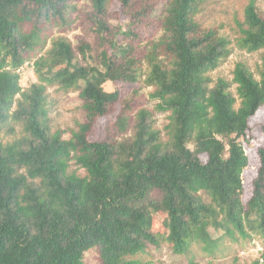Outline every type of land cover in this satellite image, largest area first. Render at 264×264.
Returning <instances> with one entry per match:
<instances>
[{
	"label": "trees",
	"instance_id": "trees-1",
	"mask_svg": "<svg viewBox=\"0 0 264 264\" xmlns=\"http://www.w3.org/2000/svg\"><path fill=\"white\" fill-rule=\"evenodd\" d=\"M80 1L0 0V134L23 131L0 141V264H86L91 249L101 264H140L149 247L215 254L237 232L264 236V142L252 158L241 142L255 120L264 134V58L260 79L238 63L231 82H215L232 42L197 21L205 0H117L119 13L115 0ZM237 24L240 49L264 50L257 0ZM79 27L75 41L63 36ZM30 63L37 81L23 89ZM145 87L169 114L166 141ZM51 88L80 92L85 118L70 139L51 130Z\"/></svg>",
	"mask_w": 264,
	"mask_h": 264
},
{
	"label": "rangeland",
	"instance_id": "rangeland-1",
	"mask_svg": "<svg viewBox=\"0 0 264 264\" xmlns=\"http://www.w3.org/2000/svg\"><path fill=\"white\" fill-rule=\"evenodd\" d=\"M88 3V0H81L78 4L79 9H82ZM248 3L249 0H205L200 6L197 21L202 27L205 29H219L220 33L232 42L230 56L226 60H223L219 67L211 73V77L215 82L218 79H225L231 82L238 63H245L255 74L256 78L260 79L259 70L263 64L264 50L257 53H249L240 49L236 43L241 37L240 27L237 23L244 21V12ZM257 5L260 13L264 16V0H257ZM120 9V3L117 0L112 1L111 11L119 13ZM77 16V14L74 16V24H87L81 18H76ZM112 22L126 26L128 20L126 17H122L120 21L114 18ZM81 33L82 27H79L63 34V36L71 41H75V37ZM55 36H58V34ZM18 73L21 75L20 83L23 89L29 88L32 83L37 81L33 63L26 64L18 70ZM104 88L108 92H112L115 89L112 83H107ZM133 89L134 86L123 87L124 95L130 94ZM154 91L155 88L145 87L140 93L147 98L146 107L154 112L156 129L162 133L161 137L163 141H166L168 139L166 127L169 124V114L162 113L156 109L157 102L150 99V94L154 93ZM232 91L237 96L236 86L232 87ZM239 106L240 101L237 104V108ZM48 110L52 132L63 131L65 139H70L72 132L77 131L78 126L84 122L85 113L82 109V101L78 90L49 89ZM107 122V118L101 119L98 122L94 140L104 139ZM256 125H259V121L255 120L252 123L253 130L248 133L247 139H241L246 154L251 156V158L255 157L259 146L264 142V134L256 130ZM14 128L15 132L13 134L1 133L0 141L7 144L19 139L23 134L22 126L14 125ZM71 171L76 172L81 177L87 175V172L76 165L75 162L71 166ZM254 171L255 168L253 167L247 170V173L245 172L244 179L246 184ZM210 231L214 238H219L223 234V232L216 233L214 229ZM221 246V251L215 254H208L202 250L201 246L193 245L188 254L177 255L168 244H163L159 249L155 247L147 248L145 253L134 259H137L140 264H264V236L256 235L252 239H249L241 237L237 232L234 239L223 238ZM85 262L86 264H101L96 249H91L85 254Z\"/></svg>",
	"mask_w": 264,
	"mask_h": 264
}]
</instances>
